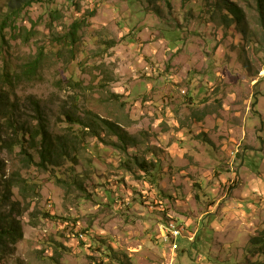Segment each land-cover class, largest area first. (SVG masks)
<instances>
[{
	"label": "rangeland",
	"instance_id": "374dc122",
	"mask_svg": "<svg viewBox=\"0 0 264 264\" xmlns=\"http://www.w3.org/2000/svg\"><path fill=\"white\" fill-rule=\"evenodd\" d=\"M10 2L0 0V75L45 52L15 91L16 114L35 125L28 98L40 100L53 138L76 153L44 169L39 149L28 163L0 143V201L13 181L24 234L0 264H264L258 0H36L3 32ZM64 112L120 128L127 152L106 126L99 137L68 129ZM0 133L12 139L1 117ZM175 221L177 249L162 231Z\"/></svg>",
	"mask_w": 264,
	"mask_h": 264
},
{
	"label": "trees",
	"instance_id": "16d2710c",
	"mask_svg": "<svg viewBox=\"0 0 264 264\" xmlns=\"http://www.w3.org/2000/svg\"><path fill=\"white\" fill-rule=\"evenodd\" d=\"M150 3L156 2L157 0H148ZM36 0H11L9 5V12L5 14L2 21V30L12 27L16 29L17 24L24 11L34 5ZM228 3V2H227ZM229 4V3H228ZM231 4V3H230ZM229 4V5H230ZM260 12L264 7V0H258ZM231 6L230 8H232ZM234 9V8H233ZM231 10L227 9L226 14H229ZM233 15L230 14L229 17ZM264 17V15H263ZM264 24V18H263ZM82 26V21H76L72 24L69 32L65 36V41L67 45L73 47L77 42L78 31ZM27 42L30 38L26 37ZM5 42V41H4ZM62 43V41H61ZM44 51H41L39 56L23 66L21 71L15 70V72L6 70V72L0 75V117L4 121L5 126L12 131V139L5 140L0 133V143L3 149H8L13 151V149L20 147L26 154L25 158L28 163L33 162L34 156L29 154V150L37 151L40 156L39 167L47 169L49 166L60 168L61 161L68 160L71 162L75 161V147L72 148L70 141L64 137H57L56 140L53 138L48 120L45 112L42 109L41 101L34 98L33 96L28 98V103L33 108L35 113L34 121L35 125L31 126L29 124L23 123L21 118L16 114V109L20 101L17 99L16 90L18 85L26 80L32 81L36 79L41 69L42 60L44 57ZM13 95L15 98L13 99ZM63 117L65 118L67 124L70 126L68 129H72V126H80L83 129L90 131L91 134H95V137H99L97 128L100 126H106V129L119 137L120 143H122V149L127 152V136L121 133L120 128H117L107 122H96L91 115L87 113L84 118L75 116L74 113L64 112ZM29 145V148L26 147ZM25 145V146H24ZM74 151V152H73ZM71 157V155H73ZM143 170H147L148 166L145 162H138ZM61 182L63 179L57 176ZM19 183V182H18ZM23 185H28L25 180L20 183ZM13 181H7L5 185V191L3 193V199L0 201V261L3 256L12 253L13 247L18 243L19 240L23 239V227L19 215H14L16 206L20 203L19 201H12V190L14 187ZM24 198H26L24 193ZM10 211L7 212L6 209L10 207ZM49 216V215H48ZM264 242L263 240L257 241L256 244Z\"/></svg>",
	"mask_w": 264,
	"mask_h": 264
},
{
	"label": "built area",
	"instance_id": "2783aa9c",
	"mask_svg": "<svg viewBox=\"0 0 264 264\" xmlns=\"http://www.w3.org/2000/svg\"><path fill=\"white\" fill-rule=\"evenodd\" d=\"M163 238L165 241H168L169 243H173V247L175 249L178 248V244H177V240L180 236L183 235L184 231H185V227L182 224H179L178 222H171L168 223V225H166L163 228ZM194 237H192L191 239H193Z\"/></svg>",
	"mask_w": 264,
	"mask_h": 264
}]
</instances>
